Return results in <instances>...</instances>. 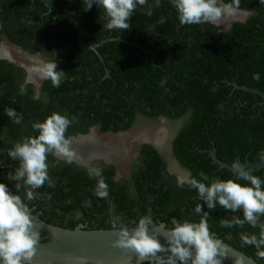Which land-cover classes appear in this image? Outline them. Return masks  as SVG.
<instances>
[{"label":"trees","instance_id":"trees-1","mask_svg":"<svg viewBox=\"0 0 264 264\" xmlns=\"http://www.w3.org/2000/svg\"><path fill=\"white\" fill-rule=\"evenodd\" d=\"M34 1L37 4L34 8H28L31 0L0 1V10L38 11L39 17L47 7L41 0ZM52 1L60 8L66 6L94 40L111 39L98 46L100 58L85 38L78 36L72 24L51 13L45 25H37L38 50L23 41V46L40 51L47 60L54 53L57 68L65 72V78L59 87L44 80L39 99L33 98L32 84H26V93L20 94L10 84L11 77L0 78V182L8 189L11 187L13 194L22 197L28 187L23 180L9 179L19 162L11 159L7 151L23 135H37L32 128L34 121H43L53 111L75 117L66 132L69 136L71 132H83L91 123H100L104 130L126 129L136 113L172 114L154 96L151 102L147 94H161L159 101L166 99L174 106L171 116L184 118L174 149L179 162L193 177L200 179L199 173L204 172L210 180L235 179L233 171L215 163L211 156L195 155L190 145L213 146L216 157L231 164L261 160L264 103L260 95L233 88L230 82L264 92V0H240V8L254 13L244 22L234 21L225 31H218L214 24L182 25L172 0H148L143 7L137 5L126 31L106 29L104 11L95 4L85 11L84 0ZM15 2L17 6L13 8ZM148 7L152 9L150 17L145 15ZM15 107L23 117L21 124L6 115V109ZM33 109L36 110L32 112ZM144 154L146 158L140 162V169L133 170L134 186L138 190L136 199L129 196L123 184L112 180L110 164L99 165L109 186L108 197L101 199L96 194L97 180L84 167L49 155L48 162L54 164L49 166L53 184L49 187L46 182L36 189L39 198L32 201L37 208L46 206L43 211L48 222L67 228L80 222L86 223V229L112 228L110 221L114 216H120V222L129 227H135L143 215H150L155 225L163 221L169 228L173 219L198 222L194 208L203 201L197 191L187 185L181 187L173 175L165 173L156 154L149 150ZM249 168L253 175L264 180V167ZM77 211L82 216L76 217ZM204 211L209 212L211 233L264 264L256 249L241 240L242 233L259 236V227L220 225L221 219L233 216L242 219L241 211L233 213L219 205L214 210L204 205ZM259 223H264V215Z\"/></svg>","mask_w":264,"mask_h":264},{"label":"clouds","instance_id":"clouds-1","mask_svg":"<svg viewBox=\"0 0 264 264\" xmlns=\"http://www.w3.org/2000/svg\"><path fill=\"white\" fill-rule=\"evenodd\" d=\"M147 3L148 0H84V10H90L95 4L104 11L106 29L126 31L130 28L129 21L137 5L143 7ZM172 3L182 25H223L226 20L232 22L238 19L226 18L235 17L240 10H245L240 8V0H230V2L172 0ZM145 15L149 17L152 15L151 7H148ZM52 57L33 68V72L41 80L50 81L53 87H59L65 78V72L58 70L54 53ZM26 91V85L22 84L19 89L20 94H25ZM5 112L14 123H22L23 117L14 109L8 108ZM75 119V117L69 118L67 114L53 111L43 121L32 123L37 135L22 137L8 149L7 155L19 162L14 175H9V179L23 180L30 189L26 192L29 200L39 198V193L34 196L33 190L43 187L46 182L49 187L53 184L49 176V155L62 158L69 164L78 159V153L72 147L71 137L66 136L67 129ZM259 158L264 160V152L260 153ZM232 168L235 179L210 180L204 172L199 173L200 179L190 173L182 179L180 186L187 185L195 189L203 204H197L194 208V212L199 216L198 222L192 220L181 222L173 219L172 227L163 230L167 245L160 242L157 232L153 231L150 234L149 229L156 227L150 215L141 216L131 231L127 224L120 222V216L112 217L111 227L116 232L114 245L126 252H135L141 258L148 255L155 257L157 253L169 252L170 255L166 259H159V264H178V262L188 264L189 261L191 264H221L220 258L224 257L226 252L220 240L211 234L208 223L209 212L204 211V205L209 210H214L219 205L225 210L233 213L241 211L243 214L242 219L239 216L221 219L222 227L232 228L234 225L243 227L245 224L253 228L259 227V236L242 233L241 240L244 245L253 246L257 256L264 259V223L258 224L260 216L264 215V180L253 175L251 168L241 166L238 161L232 165ZM88 174L97 180V196L106 199L109 195V186L103 179V168L93 165L89 168ZM16 188H20L19 183L16 184ZM39 239V231L31 219L29 206L23 202L20 195L13 194L5 183L0 182V264H32Z\"/></svg>","mask_w":264,"mask_h":264},{"label":"flooded vegetation","instance_id":"flooded-vegetation-1","mask_svg":"<svg viewBox=\"0 0 264 264\" xmlns=\"http://www.w3.org/2000/svg\"><path fill=\"white\" fill-rule=\"evenodd\" d=\"M0 1H3L4 3L5 0ZM36 5L35 1L31 0L28 4V8H34ZM16 6L17 2L14 3L13 8H16ZM65 8L67 7L65 6ZM248 11L250 14L246 16L244 20L234 21L244 22L254 13L252 10ZM36 12L38 13V11ZM36 12H16L15 10L4 12L3 10H0V78L7 79L11 77L10 84L18 90L22 84H32L34 88L33 98L39 99L41 98L40 93L44 80H41L39 76L33 72V68L47 61V59L43 53L36 51L39 47V33L36 30L37 25L46 24V21L49 20L50 14L47 13V11H42L39 14V17H37ZM236 16V18H240L241 12H238ZM234 21L230 22L226 20L223 25H215L216 29L218 31H225L230 28ZM229 23L230 25L227 26ZM23 41H26L27 45L36 50L32 51L28 47L23 46ZM48 41L51 42L52 39L48 38ZM160 95L161 94H147V97L151 102H154L152 99L154 96V99L157 98V102H161L162 105L166 106V109H170L171 113L174 114V106L166 99L164 101H159L158 99H160ZM16 96L17 94L14 97ZM21 103L25 105L23 99ZM13 109L17 112L20 111L17 110L16 107ZM36 109H33L32 112ZM171 115H166L161 112L153 116L136 113L131 125L126 129L117 131H111L110 129L104 130L102 129L100 123H91L86 126L83 132H71L69 137L72 139V147L78 153V159L75 160L73 164L84 167L86 172H88L89 168L93 165L99 166L100 164H110L113 169V173H111L112 180L123 184V186L126 187L129 196L136 199L138 197L134 196L138 195V190L134 186L135 176L133 175V170L140 169V162L143 161L144 157L146 158L144 151L146 153L149 150L152 154L157 155L158 160L162 163L161 167L165 173L173 175L179 184L182 181H180V178L183 179L191 172L187 167L179 162L174 149V142L180 128L182 127L184 118H178ZM80 135L83 136L86 141L81 138L80 142L76 141L75 139ZM26 136L28 135H23L22 137ZM191 146L192 145H190V148H194L196 151L195 155L198 153V155L200 154L206 158L211 156L210 154L212 151H215L213 146H202L201 143L197 145L194 144V147ZM2 149L3 151L7 150L5 148ZM53 157L57 158L55 156ZM57 159L64 160L62 158ZM83 159L88 161L87 165L79 162ZM48 164L51 166L53 163L48 162ZM91 189L94 192V189ZM9 190L13 193V189L11 187ZM28 190L30 189L27 188L21 199L32 210H41L43 217H45L46 214L43 210L46 209V206L37 208L36 204L27 198L26 192ZM35 194L36 190H33V195ZM46 198H48V195H46ZM86 201V205H89L90 199H87ZM109 211H112L111 205L109 206ZM75 215L76 217L82 216V214L78 211ZM162 222L163 221H159V223ZM78 224L86 226V223L80 222L77 223V225Z\"/></svg>","mask_w":264,"mask_h":264},{"label":"water","instance_id":"water-1","mask_svg":"<svg viewBox=\"0 0 264 264\" xmlns=\"http://www.w3.org/2000/svg\"><path fill=\"white\" fill-rule=\"evenodd\" d=\"M41 1L47 7V13H54L56 16L66 19L75 28L78 36L85 38L89 47L102 58L98 46L105 40L111 38H105L99 41L94 40L90 33L70 14L67 8L58 7L52 0ZM243 11V18L236 20H244L250 13L247 10ZM229 25L230 23L227 26ZM232 84L236 88L259 94L264 103L263 91L254 87L238 85L233 82ZM80 138L86 141L81 135L75 140L80 142ZM211 154L216 163L233 171V164L218 159L214 152ZM79 162L81 164H88V161L84 159ZM240 163L241 166L258 169L264 167V160H246ZM29 210L34 226L40 235L39 243L36 245V251L32 258V264H138L143 261H149L150 264H159V259L167 258L170 255L169 252H160L155 257L148 255L141 258L135 252H126L114 245L113 241L116 239V232L112 228L86 229L83 224H78L73 228H67L48 222L43 217L41 210L33 211L31 208ZM129 228V231H131L134 227ZM167 228L169 227H166L165 222H162L157 224L155 228L149 229V232L150 234L153 231L157 232L160 242L167 245L163 231ZM211 234L214 238H217L215 234ZM217 239L220 240L226 252L225 256L220 258L221 264H259L252 256L246 254L244 251L222 239Z\"/></svg>","mask_w":264,"mask_h":264},{"label":"bare ground","instance_id":"bare-ground-1","mask_svg":"<svg viewBox=\"0 0 264 264\" xmlns=\"http://www.w3.org/2000/svg\"><path fill=\"white\" fill-rule=\"evenodd\" d=\"M239 12L242 13L243 11L240 10ZM236 17H237V16H236ZM236 17H235V18H236ZM232 18H234V17H232ZM232 18H230V19H232ZM240 18H241V17H240ZM222 22H223V21H222ZM222 22H221V23H222ZM221 23H220V24H221ZM155 136H156V135H155ZM160 136H161V135H160ZM163 136H164V135H163ZM161 137H162V136H161ZM162 138H163V137H162ZM162 138H161V139H162ZM157 144H158V143H157Z\"/></svg>","mask_w":264,"mask_h":264},{"label":"rangeland","instance_id":"rangeland-1","mask_svg":"<svg viewBox=\"0 0 264 264\" xmlns=\"http://www.w3.org/2000/svg\"><path fill=\"white\" fill-rule=\"evenodd\" d=\"M240 17V16H239ZM243 17V12L241 13V18ZM38 59H40V58H38ZM135 133H136V131H135ZM108 139V138H107ZM113 139V138H112ZM111 139V140H112ZM109 140V139H108ZM110 141V140H109Z\"/></svg>","mask_w":264,"mask_h":264}]
</instances>
